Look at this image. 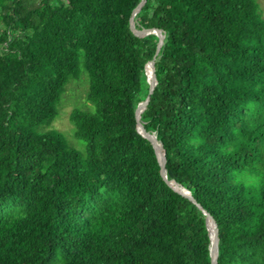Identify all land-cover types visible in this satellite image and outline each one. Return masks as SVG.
I'll list each match as a JSON object with an SVG mask.
<instances>
[{
    "label": "trees",
    "instance_id": "1",
    "mask_svg": "<svg viewBox=\"0 0 264 264\" xmlns=\"http://www.w3.org/2000/svg\"><path fill=\"white\" fill-rule=\"evenodd\" d=\"M0 0V264H264V18L257 0ZM86 152L49 128L68 84ZM151 70V69H150ZM48 127V129H47Z\"/></svg>",
    "mask_w": 264,
    "mask_h": 264
},
{
    "label": "water",
    "instance_id": "2",
    "mask_svg": "<svg viewBox=\"0 0 264 264\" xmlns=\"http://www.w3.org/2000/svg\"><path fill=\"white\" fill-rule=\"evenodd\" d=\"M145 1L146 0H142L141 3L139 4V6L132 12V16H131V19H130V28L134 32L135 35L140 36V37L149 35L151 33H156L157 36L159 37V44H158L157 52H156V55H157V53L159 52L161 46L163 45V41H164V38H165L164 32H162L159 29H152V30H148V31L139 32L135 28L134 17L141 10L143 5L145 4ZM152 64H153V61L147 63L146 67H145V73H146V77H147V82L149 84V93H148V96L145 99V101L140 103L139 106H138V111H137V115H136L137 131H138L139 134H141L144 138H146L147 140H149L152 143V145H153V147L155 149L156 155L158 157L159 163H160L161 175H162L163 179L166 181V183L174 191L178 192L179 194L183 195L184 197L188 198L193 203H195L198 206V208L200 210H202V212L208 217L209 224H210L209 236H210V251H211L212 264H217V260H218V243H217L216 239H217L218 229H217V224H216L215 220L213 219V217L211 215H209V213L207 211H205L198 203H196V201L192 197V195H191L189 190H187L186 188H184L183 186H181L177 182L169 181L167 179L166 168H165V154H164V151H163L162 143L160 141H158L157 136H156L155 133H149V132L143 130L139 126L140 119H141V114L144 111V109L146 108L147 104L149 103L150 97H151V95H152V93L154 91V88L156 86V83H157L156 75H155L154 69L152 67ZM148 69H151L150 72H149ZM212 231H214V232H212Z\"/></svg>",
    "mask_w": 264,
    "mask_h": 264
},
{
    "label": "rangeland",
    "instance_id": "3",
    "mask_svg": "<svg viewBox=\"0 0 264 264\" xmlns=\"http://www.w3.org/2000/svg\"><path fill=\"white\" fill-rule=\"evenodd\" d=\"M264 18V0H257ZM88 75L81 67L80 79L68 84L61 103L58 105V115L49 128L62 132L70 144L82 153L86 152V143L75 137L74 127L70 121V115L76 108H89L87 91L89 89ZM89 80V79H88ZM48 129V127H47Z\"/></svg>",
    "mask_w": 264,
    "mask_h": 264
},
{
    "label": "bare ground",
    "instance_id": "4",
    "mask_svg": "<svg viewBox=\"0 0 264 264\" xmlns=\"http://www.w3.org/2000/svg\"><path fill=\"white\" fill-rule=\"evenodd\" d=\"M149 70V72H150V69H148ZM150 75V74H149ZM212 232H214V231H212Z\"/></svg>",
    "mask_w": 264,
    "mask_h": 264
}]
</instances>
